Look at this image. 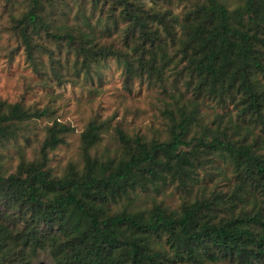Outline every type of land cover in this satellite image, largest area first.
<instances>
[{"label": "trees", "instance_id": "1", "mask_svg": "<svg viewBox=\"0 0 264 264\" xmlns=\"http://www.w3.org/2000/svg\"><path fill=\"white\" fill-rule=\"evenodd\" d=\"M46 1L50 11L60 9ZM48 13L44 0H28L16 18L35 67L43 63L37 41L46 37L74 53L73 69L85 77L100 76L96 66L115 56L127 80L165 84L173 73L181 87L170 93L173 108L164 110L165 139L147 140L118 126L117 148L99 154L110 125L94 120L81 135L82 168L70 163L56 176L48 154L73 128L55 121L38 159L9 170L0 154V264H34L42 253L53 264H264V154L231 138L227 127L203 124L200 110L205 102L232 106L242 124L264 130V0H188L179 14L158 0H84L76 15L82 26L58 31ZM102 19L127 52L96 41ZM50 114L0 102V147ZM201 154L229 161L231 188L195 195ZM170 186L188 194L179 210L155 197L151 207L138 206L140 192Z\"/></svg>", "mask_w": 264, "mask_h": 264}, {"label": "rangeland", "instance_id": "2", "mask_svg": "<svg viewBox=\"0 0 264 264\" xmlns=\"http://www.w3.org/2000/svg\"><path fill=\"white\" fill-rule=\"evenodd\" d=\"M44 1L49 20H52L51 25L56 31L74 24H82V19L76 15L84 0H52L56 8L60 7L56 12L50 11L49 2ZM147 1L151 3V0ZM158 1L172 8L177 14L188 3V0H171L169 3L165 0ZM88 2L84 3V13L87 15L90 14ZM67 4L69 7H66ZM27 8L28 0H0V102H20L27 108H48L51 114L25 126L17 142L0 147L6 168L14 170L23 159H38L46 130L55 121L73 128L66 142L48 154V166L56 176H63L70 163L82 168L81 135L94 120L108 121L110 125L108 133L103 135L95 149L99 154L113 152L117 148L113 129L118 126L129 135L138 134L147 140L166 138L168 121L164 110L173 108L175 98L170 96V93L178 95L177 90L181 87L178 79H175V74H168L165 84L158 78L151 81L146 78L127 80L123 63L111 56L107 60H101L99 66H96L100 76L91 72L92 77H85L84 73L77 74L73 69L74 53L68 51L66 45H57L46 37L37 43L52 49L53 54L39 47L43 63H36L35 67L27 59L24 42L15 28L16 18ZM103 25L104 19L95 29L98 34L96 41L114 46L115 50L127 52L121 35L119 36L117 31L112 33L105 30ZM53 70H56L58 75ZM186 98H190V95ZM200 110L203 124L212 129L219 124L221 128L227 127L226 132L231 138L244 140L246 144L254 145L255 150L264 154V130L262 127L254 128L248 121L242 124V118L232 106L223 107L213 102H205L200 105ZM200 163L199 182L193 189L195 195L203 189L211 191L218 187L227 191L232 187L235 178L229 161L201 154ZM152 197H155L157 202H163L171 210H179L184 200L188 199V194L173 186L166 187L159 193L150 189L140 192L138 206L151 207ZM34 264L53 263L42 253Z\"/></svg>", "mask_w": 264, "mask_h": 264}]
</instances>
